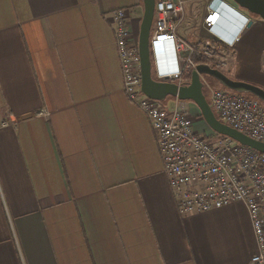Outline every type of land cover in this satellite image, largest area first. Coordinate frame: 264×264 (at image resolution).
Segmentation results:
<instances>
[{"label": "crops", "instance_id": "1", "mask_svg": "<svg viewBox=\"0 0 264 264\" xmlns=\"http://www.w3.org/2000/svg\"><path fill=\"white\" fill-rule=\"evenodd\" d=\"M183 1L180 36L200 45L197 0ZM121 9L138 39L143 0H0V264H251L243 203L180 215L157 133L124 91ZM252 18L243 31L228 12L217 34L238 37L230 79L264 90V21ZM175 56L156 50V79L175 80Z\"/></svg>", "mask_w": 264, "mask_h": 264}, {"label": "built area", "instance_id": "2", "mask_svg": "<svg viewBox=\"0 0 264 264\" xmlns=\"http://www.w3.org/2000/svg\"><path fill=\"white\" fill-rule=\"evenodd\" d=\"M203 29L209 35L198 48L180 36L186 20L187 3L183 0H157L151 31V46L173 45L177 70L170 79L181 82L199 65L203 57L213 69H228L236 40L217 34L228 12L241 15L242 30L253 22L250 14L233 8L227 0H206ZM245 14V15H243ZM131 11L121 9L111 14L115 42L123 75L124 91L129 101L150 121L159 139L169 185L181 216L222 209L243 203L249 212L257 241V254L251 264H264V154L219 137L215 143L200 135L185 102L175 100L171 107L151 100L141 91V58L138 39L129 27ZM204 94L218 120L258 142L264 143V103L227 89H218L212 80L201 76ZM189 81V82H190ZM49 116L48 111L40 113Z\"/></svg>", "mask_w": 264, "mask_h": 264}, {"label": "water", "instance_id": "3", "mask_svg": "<svg viewBox=\"0 0 264 264\" xmlns=\"http://www.w3.org/2000/svg\"><path fill=\"white\" fill-rule=\"evenodd\" d=\"M241 10L254 15L264 21V0H232ZM157 0H143V19L139 31V51L141 58L142 93L151 100L165 102L175 99L180 102H193L200 109L209 127L221 137L234 140L242 146L251 148L264 154V143L222 124L211 109L204 94L201 76L215 80L223 88L241 95H251L264 103V90L255 85L230 79L220 70L209 65H199L192 73L191 81L186 84L171 83L175 80L162 81L154 76L155 50L151 46V31L154 23ZM251 25V24H250ZM249 25V26H250Z\"/></svg>", "mask_w": 264, "mask_h": 264}, {"label": "rangeland", "instance_id": "4", "mask_svg": "<svg viewBox=\"0 0 264 264\" xmlns=\"http://www.w3.org/2000/svg\"><path fill=\"white\" fill-rule=\"evenodd\" d=\"M227 2L231 5H235L234 2L232 0H227ZM207 5V2H205V0H197L195 3H194V11H193V14L191 15V20H192V29L193 30H196V33L195 34H199V32H203V36H206L207 33L206 31H204V29H202V15H203V12L205 11V7ZM143 13H144V7H143ZM143 19V14H142V18H141V21ZM141 21L138 22L137 24H135V30H136V33L138 35V38H139V31H140V24H141ZM197 24V25H196ZM195 26V28H194ZM197 27V28H196ZM196 35V36H197ZM189 36V35H188ZM194 36V34H191V37ZM190 36L188 38H191ZM198 37H195L194 38H191V39H197ZM214 69H217L214 67ZM228 69H220V71L222 73H224L225 75H227L229 78H233L231 73L228 71ZM214 86L218 89H225L223 88L220 84L218 83H215L213 82ZM171 102H172V99L169 98L167 99L165 102H163L162 104L164 106H169L171 107ZM186 105L188 106L189 108V112H190V115H191V119L193 120L194 124H195V129L196 131L202 135L203 137H205L206 139H208L210 142H213L215 143L216 140L220 137V135H218L216 132H214L210 127L209 125L206 123V121L204 120L203 118V115L200 111V109L196 106L195 103L193 102H185Z\"/></svg>", "mask_w": 264, "mask_h": 264}, {"label": "trees", "instance_id": "5", "mask_svg": "<svg viewBox=\"0 0 264 264\" xmlns=\"http://www.w3.org/2000/svg\"><path fill=\"white\" fill-rule=\"evenodd\" d=\"M249 14V13H248ZM251 15V14H250ZM251 16H254V15H251ZM196 48H198L199 47V44H197V45H194ZM194 62H195V64L196 65H211L207 60H205L203 57H200V56H195L194 57ZM188 81H190V77H187L186 78ZM211 79V78H210ZM212 80V82H215V83H217L215 80H213V79H211ZM245 97H248V98H254V99H257V98H255V97H253V96H251V95H244ZM221 137V136H220Z\"/></svg>", "mask_w": 264, "mask_h": 264}, {"label": "flooded vegetation", "instance_id": "6", "mask_svg": "<svg viewBox=\"0 0 264 264\" xmlns=\"http://www.w3.org/2000/svg\"><path fill=\"white\" fill-rule=\"evenodd\" d=\"M187 78V77H186ZM186 78H184L181 82H171V83H179V84H186V83H188L189 81L186 79Z\"/></svg>", "mask_w": 264, "mask_h": 264}, {"label": "clouds", "instance_id": "7", "mask_svg": "<svg viewBox=\"0 0 264 264\" xmlns=\"http://www.w3.org/2000/svg\"><path fill=\"white\" fill-rule=\"evenodd\" d=\"M244 12H245V11H244ZM158 48H159V47H158ZM158 48H157V49H158ZM157 49H156V50H157ZM155 53H156V51H155ZM171 74H172V73H171ZM166 76H168V75H166Z\"/></svg>", "mask_w": 264, "mask_h": 264}]
</instances>
